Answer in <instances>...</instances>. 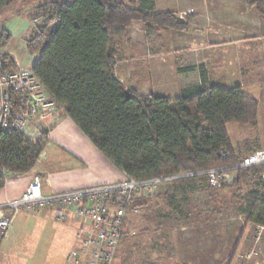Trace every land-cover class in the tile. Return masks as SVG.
I'll use <instances>...</instances> for the list:
<instances>
[{"label": "trees", "instance_id": "trees-1", "mask_svg": "<svg viewBox=\"0 0 264 264\" xmlns=\"http://www.w3.org/2000/svg\"><path fill=\"white\" fill-rule=\"evenodd\" d=\"M18 0H0V15ZM153 0H65L36 7L45 17L27 48L39 54L33 73L66 117L127 177L144 180L162 175L196 174L174 180L178 196L198 185L212 190L246 189L241 216L245 226L264 227V168L237 169L230 185L225 179L210 186L204 171L237 165L246 155H235L226 126L255 124L258 101L239 86L229 89L209 85L200 71V88L178 98L141 95L128 90L117 78L122 31L139 22L157 30L186 32L185 22L173 13L156 12ZM264 14V0H249ZM53 25V28H52ZM0 30V50L9 41ZM3 69H16L13 58L0 52ZM46 140L31 142L16 131L0 134V188L9 175L31 171L45 149ZM225 177V178H226ZM240 232L234 253L244 234ZM233 259L227 264H231Z\"/></svg>", "mask_w": 264, "mask_h": 264}, {"label": "crops", "instance_id": "crops-1", "mask_svg": "<svg viewBox=\"0 0 264 264\" xmlns=\"http://www.w3.org/2000/svg\"><path fill=\"white\" fill-rule=\"evenodd\" d=\"M51 1L54 0L33 2L25 12L4 11L0 15V30L10 36L5 48L0 52L10 55L16 68L33 69V65L38 60L39 54H31L27 48V35L31 29L29 14L37 6ZM152 2L154 11L173 13L184 22L187 15L195 16L188 24L190 25L188 32H174L176 35L172 33L169 37L170 31L165 33L159 30L157 41L151 42L153 56H162L164 50L173 52L186 49L188 56L196 59L201 48H204L206 53L210 52L212 55L207 61L209 68L203 63L200 65L195 63L177 71L180 74L198 72L199 83L192 88L201 87L200 71H205L209 85H217L213 75L208 72L219 71L222 80L231 83V87L239 86L250 98L264 99V14L250 7L249 0H153ZM199 24H204L205 28L201 31L194 30L193 26ZM148 30L153 32L151 28ZM198 40H202L203 43ZM148 50L147 52L144 50V55L151 52L150 49ZM142 72V85H147V78L149 82L155 81L153 78L159 81L163 78L158 75L159 69H153L149 64L143 66ZM188 89L191 88L179 91L175 97H179ZM32 125L37 137L39 136L40 139L44 137L46 140L45 149L31 171L23 175H9L6 178L3 187L0 188V207L20 198L29 181L35 176H40L41 191L45 196L117 183L126 178V175L93 145L74 122L66 117L63 110L59 109L48 117L39 115ZM259 149H264V146L247 147L244 149L247 151L244 155ZM168 185L172 186V184ZM173 191L178 197L174 188ZM187 193L188 191L179 196L180 199L182 200ZM153 197L142 199L137 203L139 214L149 206ZM4 215V211L0 210V219ZM138 215L130 216L116 249L113 264H227L230 259H233L231 264H264V227L249 224L234 257L231 258L236 241L231 250L228 239H222L220 242H213L212 239L207 247L199 248L194 240L186 238V233H193L196 230L193 224L176 226L158 224L155 227L145 225L137 227L129 224L130 220ZM35 225L40 230V236L35 256L29 263L65 264L64 257L72 250H66L67 252L63 250L69 241V229L73 228L76 233L78 225L71 220L58 221L53 212L46 209L30 213L19 211L15 214L7 234L0 237V262L3 260V251L12 236V231L18 229L22 233H27ZM171 232L175 233L177 239L171 240L169 235ZM253 233L254 236L251 235ZM13 237L16 243L15 234ZM139 237L140 240L136 239ZM18 244L22 245V241ZM74 245L72 243V247H75ZM255 247L258 249L256 256L246 258ZM136 250L141 251V255L137 254ZM137 255H140V259ZM18 257L22 259L26 256L18 253Z\"/></svg>", "mask_w": 264, "mask_h": 264}, {"label": "rangeland", "instance_id": "rangeland-1", "mask_svg": "<svg viewBox=\"0 0 264 264\" xmlns=\"http://www.w3.org/2000/svg\"><path fill=\"white\" fill-rule=\"evenodd\" d=\"M45 1L47 0H18L16 3L6 8L5 12H25L33 2L42 3ZM58 1L65 2V0ZM126 1L128 3L130 1L136 2L137 0ZM29 17L32 24L27 39L35 34L37 27H39L45 19L43 14L36 12V9L29 14ZM188 24H190V22H188ZM189 27L190 25H188V30ZM150 28L153 32H149L148 29ZM193 28H195L194 30L201 31L205 28V25L199 24L193 26ZM159 30L152 26L146 27L139 22H134L130 24L125 31H122L120 40L122 53L117 63V78L123 83L126 89L134 90L141 95L156 94V96L159 97L175 100V98H178L175 97V95L178 94L179 91L185 88H192L193 85L195 86L199 83L198 72L195 73L193 71L180 74L177 72L178 69L190 67L195 63L199 65L203 63L209 68L210 66L207 61L211 59L212 55L210 52L206 53L204 48H201L198 58L196 59L189 57L186 49L173 52L164 50L162 56H153L151 42L157 41V32ZM188 30L186 32H188ZM160 31H165V33H167L170 30ZM170 32L171 33L168 34L169 37H171L172 33L176 35L174 31ZM186 38H188V36ZM198 41H201V44L203 43L202 40ZM148 49H150L151 52L144 55V50L147 52L149 51ZM148 64L151 65L153 69H159L160 72H158V75L162 76L164 79L161 77L163 80L161 79L159 81V79L153 78L155 81L152 80L149 82L147 78V85H142L143 66L145 67ZM208 74L213 75L217 84L215 86L226 89L231 88V83L222 80L219 71L208 72ZM255 100H257L259 104V114L255 124L240 126L231 123L226 126L227 135L230 138L232 150L235 155L242 156L246 154L247 151H244V149L247 147L264 146V99ZM234 177L235 174H227L225 178L226 184L230 185ZM168 184L172 183L164 184L165 186H160V189L158 188L149 206H147L146 209L144 208L137 217L132 218L129 224H134V226L137 227L142 225L155 227V225L158 224L170 226L193 224L196 230L193 231V233H186V238L188 240H194L199 248L207 247L212 239L213 242H220L222 239H228L231 250L240 232H242L243 228L246 230L247 227L244 224V218L241 217L242 195H244L246 189L241 188L243 191L240 193L238 188L212 190L208 185H198L190 190L188 189V193L181 200V197L178 196V198L174 195V185L172 184V186H169ZM37 227L38 226L35 225L31 230H28L27 233H22L18 229L13 230L11 235L14 236L15 234L16 243L14 237L12 238L11 236L3 251L4 257L0 264H30V260L35 256L36 246L40 236V230H38ZM74 234L75 231L73 228H70L68 234L69 241L67 247L63 249L64 252L74 248L72 247V243L74 245L76 242ZM169 235H171V240L177 239L175 233L171 232ZM251 235L254 236V233ZM136 239L140 240V237ZM20 241H22V245H17ZM21 246L22 248H20ZM253 250L257 251L258 249L255 247ZM136 251L137 254L141 255V251ZM18 253H22L26 257H22L21 259L18 257ZM140 255H137L139 259Z\"/></svg>", "mask_w": 264, "mask_h": 264}, {"label": "built area", "instance_id": "built-area-1", "mask_svg": "<svg viewBox=\"0 0 264 264\" xmlns=\"http://www.w3.org/2000/svg\"><path fill=\"white\" fill-rule=\"evenodd\" d=\"M59 109L57 101L48 95L32 69L7 71L0 59V134L16 131L31 142L39 141L32 127L34 120L39 115L51 116ZM249 168H264V149L252 151L237 165L198 174L207 175L210 186H219L227 171ZM190 175L196 174L162 175L144 180L126 176L121 182L48 196L41 191L40 176H35L20 198L0 207L5 213L0 219V237L7 234L19 211L51 210L56 220H71L78 225L75 247L65 255V264H113L130 216L139 214L137 203L152 197L160 186ZM262 183L264 185V174ZM256 254L253 250L246 258Z\"/></svg>", "mask_w": 264, "mask_h": 264}, {"label": "bare ground", "instance_id": "bare-ground-1", "mask_svg": "<svg viewBox=\"0 0 264 264\" xmlns=\"http://www.w3.org/2000/svg\"><path fill=\"white\" fill-rule=\"evenodd\" d=\"M37 16V15H36Z\"/></svg>", "mask_w": 264, "mask_h": 264}]
</instances>
